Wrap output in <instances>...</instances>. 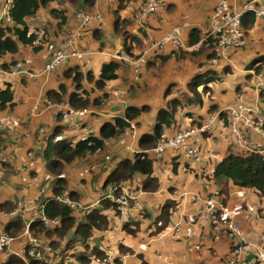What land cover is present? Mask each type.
I'll list each match as a JSON object with an SVG mask.
<instances>
[{
    "label": "crops",
    "instance_id": "obj_1",
    "mask_svg": "<svg viewBox=\"0 0 264 264\" xmlns=\"http://www.w3.org/2000/svg\"><path fill=\"white\" fill-rule=\"evenodd\" d=\"M7 1V0H4ZM72 0H69L70 2V8L73 10L68 15V12L64 11V16L66 17L65 23L58 22L57 28L55 27L51 32H45L46 35L44 38H41V32L35 31L33 28H31L32 31H35L40 36V41L36 43L34 46H20V50L15 55H10L7 57V61L9 64L15 63V67L19 63H28L31 67H33L37 73V76L33 79L29 78H21L19 76L11 75V71H13V68L11 67L10 70H3L0 68V89H4L6 84H11L12 91L14 94V102L16 103V106L14 108H7L4 111H0V121L4 120L5 123H7V128L0 133V146H4L6 154L9 156V158L12 159L11 155L13 154L14 157L19 156V158H22V164H27V162L30 160V157L28 153L30 150H32L35 153L36 160H40L41 155L44 154L46 147L41 150V146L44 147V144L46 143V140H43V137L37 138V143L35 144L31 139H26L24 149L21 151H17L13 148V146L10 144V140L13 138V135H15L18 130H21L20 128L23 127L25 124L29 123L31 125V128L27 131V134L32 133L35 130H38L40 127H46V132L48 128H51L52 133H54L52 136H49L48 140L53 139L55 140L58 134V131L60 130L61 125H69L72 122L67 123L64 118L63 114H60L59 116H56L55 114V108L54 106L57 104H66L71 106L69 103V97L73 94L78 92V85L73 80L72 77H68L66 74L73 69L78 68L79 72L82 74V80H81V90L79 92L82 93L84 98H88L91 103H93L97 99H102L104 96H108L110 98L108 104H101L99 106L95 107H101V106H107L105 110L100 112L98 115L101 119H96L94 116L89 117V114L91 111L88 110V114L86 117H84L81 120V126L78 128L82 129V134H79L82 139L86 138L90 133L92 134H98L100 128L102 125H104L106 122H113L116 118H123L125 116L126 110L130 107L133 108H142V107H149L147 105L146 101L142 100V106L136 107V106H128L125 107V98L127 95L126 88H120L119 82L120 77L122 74H124L126 71V68H123V64H129L125 61V58L127 57L130 60V56H137L140 55L141 52H143L145 49H148L151 47L155 42H158L160 40H163L166 36L169 35V33L173 29H178L179 37L182 39V35L185 34L186 39H182L184 43V48L181 50L174 51L172 53L173 48L171 47V44H167L165 46L162 60L159 62L160 68L165 69V65L169 62H183V60H189V66L194 68L193 70H190V80H193L189 83L194 84V79L197 77L195 74H197V67L202 64V61H196L198 58H205V60L212 59L213 64H218V60L221 58V56L213 55L212 49L210 44L206 43V33L207 29L209 27V20L210 17L215 9V7L218 4V1L214 3V0H163V3L161 5L160 11L156 14L152 15L145 23L144 26H140L137 18L139 9L143 5L144 0H127V3H123V5L119 4L118 1L114 0L112 8H107L105 5V0H95L94 7H91V13L94 11H98L102 14L104 18V25H99L97 23H94L91 26V29L86 34V37L81 42V49L85 51L86 56L83 60H79L76 58H70L67 59L64 62V65L61 66L56 72L51 74H46L43 72V69L45 68L46 61L42 58V49L44 48L45 44L48 42L55 41L57 39V35L60 34L63 31H73L76 29L79 25V22L76 18V14L82 10L87 9L86 6H89V3L86 2V0H73V2L76 3L74 5ZM230 3L239 10L240 8L242 11L245 10H251L254 9L251 6L255 3V0H246L242 3V5H239L238 0H229ZM234 1V2H233ZM80 4V5H79ZM96 9V10H94ZM99 9V10H98ZM256 9V8H255ZM59 11V10H58ZM62 12V11H60ZM249 11H246L247 13ZM120 18V31L115 29V23L116 18ZM262 17L256 16L255 23L253 25V28L249 30L247 34V38L250 34V32L254 29L255 24H257V20ZM264 19V18H263ZM95 30H98V32L93 33ZM190 30V31H188ZM127 33L126 36L123 34ZM44 32H42V35ZM197 37L198 41L194 44L191 43L192 37ZM43 39V40H42ZM248 41V40H247ZM42 42V43H41ZM251 45L255 46L256 54L260 53L261 46L259 45V40L251 41ZM248 45V44H247ZM126 47L129 49L130 54L126 51ZM247 47V46H246ZM245 47V48H246ZM258 47V48H257ZM35 48H39L36 50ZM244 48V49H245ZM217 46H216V52H217ZM232 55V53H229L226 57H222L223 59H226L229 61V57ZM86 58V59H85ZM221 58V59H222ZM217 60V62H214V60ZM136 60V59H135ZM112 62H115L119 64V68L117 70V79L108 82L105 87L102 89L97 87V81L100 79V74L102 71V68L105 65H108ZM197 64V65H196ZM250 66V65H249ZM249 66L246 67V71H249L251 75H253L255 78L259 75H263L261 72V68L259 69V72H256L255 69L249 68ZM14 67V69H15ZM132 67V68H131ZM131 67L128 69H133L134 77L135 75V68L131 64ZM229 70L228 67L225 68V71ZM177 71V70H173ZM180 73H182L184 70L181 68L178 69ZM125 72V73H124ZM141 77V76H140ZM139 77V78H140ZM136 79L137 81L139 80ZM217 77H211L205 84V86L199 90L200 85L195 89L191 88L190 93L185 94V97L188 99H191L190 104L187 103V101L181 105V108L179 109V115L177 116V125L178 128L172 127L170 129H167L164 133L171 135L175 133L179 128L185 129V128H191V127H199L203 122H206L207 120L212 119L213 123L218 120V125L216 131L218 133H221L223 130L228 129V135L232 137L231 131L229 130V126L226 125L225 119L223 118L222 114L225 112H228L227 110L232 108V105H226L221 108L215 103L206 104L205 103V97H208L212 99V88L210 86V82H213L216 80ZM61 87H64L66 90V93L64 95V100L62 102H51L48 98L49 92H57V94H61ZM93 90V91H92ZM115 91L123 92V96H118L115 94ZM197 91V93H195ZM237 101L240 96H244V98L249 103V97L245 92H241L237 90ZM197 96H201L202 102L199 103L197 101ZM108 98V99H109ZM146 99H154V108H153V119L155 120L154 123H151L149 118L146 116L140 117L137 121L133 122L135 125L141 124V122L144 123V131L141 132V135L144 134H150L153 132L154 127L157 123L158 114L161 110L166 109L171 101L173 99H176L175 97L172 98L169 101H166V98H164L162 95H155L150 92V94L146 95ZM186 98V99H187ZM105 100V99H103ZM181 100V99H180ZM260 100H264V92H262V88L258 87L255 90V100L254 102L259 103ZM108 101V100H107ZM47 103H50L48 105ZM166 103V105H165ZM115 104H123L124 107H117ZM94 105H91L92 107ZM72 107V106H71ZM253 107V106H252ZM123 109L124 112H120L121 109ZM255 109L254 113V119L261 124L259 128L253 129L250 133V143L253 144L255 147L258 148H264V113L261 114V103H259V107H253ZM75 109V108H74ZM157 111H154V110ZM77 110V109H76ZM206 112L207 115L202 117L201 113ZM148 113V112H147ZM151 114V113H150ZM197 116V118H195ZM105 118L106 120H102ZM197 119V120H196ZM110 120V121H109ZM138 122V123H137ZM212 123V124H213ZM73 125V124H71ZM74 128H77L74 126ZM94 129V130H93ZM93 130V131H92ZM72 136L77 135L74 130H69ZM23 132V131H22ZM25 132V129H24ZM51 133V134H52ZM55 135V136H54ZM83 135V136H82ZM210 133L203 134L198 142V145L200 146V149L204 147L207 143H214L217 140V137L213 140H210L209 137ZM80 139V140H82ZM43 140V141H42ZM47 140V141H48ZM59 141V140H58ZM112 141V140H111ZM233 142H227L224 140H221V144L218 145L216 148V152L214 155H212L213 163L210 167H207L206 165L202 164H196V166L192 167L189 164H185V166L188 168V170H191L196 174L198 179L195 180L193 184L190 186V190L183 191V193L175 196L174 195V189H170L166 191V197L163 198V205L160 208L161 214L154 215L152 219L147 218V214L145 216V213H143V216L141 215V220H138L136 218L135 220L129 221L130 224H139L140 228H143V230L137 232L135 235L136 238H133V236L124 235V232L121 231L119 233H116L119 227V221L118 218H114L113 213L111 211H108L106 214L109 215V219L112 221L111 226L106 231H99L98 236L104 237L102 242H99V246L95 244V247L102 250L107 251V249L111 250L112 245L116 241H120L119 245H124L127 247L132 248L134 251L133 254H124L127 256H122L121 253L118 250L115 252H111L113 255H115V258L113 256V264L115 262H121L118 260L120 258L121 260L124 259V264H141L140 256L142 255L144 257V260L147 261L149 264H213V261L217 259V262L220 260L221 264H225V260H227L225 257H220V253L230 254V242L226 236H222V239L220 241H215L213 239V231L211 228V225L208 223H205L207 225L201 224V220L198 219L200 216V212L203 209V206L201 204H196L194 200L190 196L195 198V196H202L203 198H206L208 194H214L219 193L220 198L225 201L229 207L233 208L234 206L238 204H242V209L238 212V218L237 221L239 225L242 228L244 238H245V244H244V253L243 257H245L247 260H251V257L253 253H255L257 249L261 246V243H256V238H259L260 236L264 235V203L262 205L258 204L257 209L254 208V210H257L256 216H258L259 222H256V224L249 225L250 217L246 214L242 217H239L244 211H248L250 207V203L254 202L251 201H241L239 199L233 198V194L231 192L232 186L234 184L229 183L228 185V194L222 192V186L226 183V180L224 181H216L215 179H210L213 175V172L215 171V168L217 165L222 161L223 158L227 157L229 154L233 153L236 155H243L246 152L242 150L236 143V140L233 139ZM59 142H70V140H62ZM137 149L136 152H138V144L135 147ZM237 150L238 153H236ZM132 156L124 155L121 153L120 158L118 157V160L115 162L114 165H112V168L109 170V172L104 176V182L106 181L107 177L115 170V168L119 165L120 162H122L124 159H130L134 160V154H131ZM150 158L153 160V169L154 173L152 175L153 178L157 179L159 183V188L157 191H144V183L147 177L144 176L141 182V186L134 187V184L132 183L133 178L127 182H123L125 185H129L128 189L134 192L135 196H140L139 190H142L143 192L147 194H155L160 193V178L155 173L154 168V161L160 160L163 157L169 158V160L173 164V171L177 170L178 167V156L175 152H168L166 153L162 158H156L153 152L149 153ZM184 159H190V158H184ZM193 159V158H191ZM35 160V161H36ZM42 163H45L44 160H40V162H36V168L35 170H32V173H38L40 171L39 169L42 167ZM206 164V163H205ZM19 165V166H21ZM199 166V167H198ZM6 168L3 171V174L1 178L6 181L8 178H10V175L13 173H16L15 171V164H11V166H5ZM212 167V169H210ZM197 169L198 171H195ZM22 177V176H20ZM199 178H202L204 180L200 185H197V181H199ZM132 184V185H131ZM109 192L108 187H103L102 189H107ZM15 186L10 183L9 181H6L5 184L0 185V203L9 201L13 204H15L20 198L27 197V199L34 198V196L29 197L28 194L34 195L35 192L26 190L25 193H23V196H17L15 191ZM256 196L262 200L264 196H262L259 192L252 189ZM71 191V189H70ZM76 191V190H72ZM30 192V193H29ZM107 192V193H108ZM106 193V194H107ZM80 194V193H79ZM104 194V195H106ZM81 195V194H80ZM102 195L101 198L104 196ZM251 197V196H250ZM250 197L247 198L250 199ZM82 204L93 206L99 199H95L93 202H89L88 204L84 203V200L87 198H83ZM140 200V199H139ZM261 203L263 201H260ZM141 203V202H140ZM97 205H94L91 208H95ZM247 207V208H246ZM165 208H169L168 214H169V222L167 224V227H172L175 223H180L181 225L188 226V222L192 221L195 222V225H198L194 228V238L193 241L197 245L201 246V251L197 252H189L188 246H187V254H181L178 251V248L173 244V242L165 243L163 242V235L157 238H153V231H157V226L155 224L156 220L163 215V210ZM146 213L151 214L149 211L144 210ZM163 211V212H162ZM89 212V211H88ZM152 215V214H151ZM24 216V222L26 223V228L24 229L23 233L19 235V237L13 239L11 242V252L6 256L5 260L4 258L0 259V264H3L6 262L9 256L13 254H18V251H21L22 245L24 249V254L27 246L31 245L30 243L25 245L24 243L21 244L19 240L26 238H23L24 234H30V237L36 240H40V242L46 243L47 240H49V246L51 247L50 243L52 241H57L53 236L52 240L46 237H34L29 232V225L32 223L31 218L29 216ZM16 217H10V216H3L0 215V223L2 220L6 221V225L4 227V230L2 229L0 225V234H5V228L7 225L14 220ZM243 219V222L241 220ZM144 220L147 222V226L143 225ZM126 222V223H129ZM247 223L248 226L243 229V224ZM164 228V230H165ZM185 228V227H183ZM148 231L150 239L146 240V238L143 236L141 238H138V236L143 232ZM212 231V232H211ZM116 233V234H115ZM71 234V233H70ZM69 234V235H70ZM113 234V235H112ZM121 234V236H120ZM161 234V233H159ZM67 235L66 237H68ZM73 235V234H72ZM184 237L185 234L183 233ZM72 239V238H71ZM70 239V240H71ZM250 239V240H249ZM43 240V241H42ZM261 240V238H260ZM185 241V240H184ZM254 241V243H253ZM156 242V244H154ZM139 243V245H137ZM188 245V244H187ZM43 248V247H42ZM23 251V250H22ZM21 251V252H22ZM16 252V253H14ZM109 252V251H108ZM1 255V254H0ZM47 255V253H46ZM20 257H24V255H18ZM139 256V259L137 258ZM48 257L49 264H52L53 259ZM208 257H211V260L207 262ZM55 258V257H54ZM56 259V258H55Z\"/></svg>",
    "mask_w": 264,
    "mask_h": 264
},
{
    "label": "rangeland",
    "instance_id": "obj_2",
    "mask_svg": "<svg viewBox=\"0 0 264 264\" xmlns=\"http://www.w3.org/2000/svg\"><path fill=\"white\" fill-rule=\"evenodd\" d=\"M12 1V0H10ZM114 0H105V5L107 8H112L111 6L113 5ZM118 1V5L120 3V0ZM129 1V0H128ZM217 0H214L213 2L216 3ZM246 0H238L239 5H242L243 2ZM7 1L1 0V4H5ZM74 5H76L73 0L71 1ZM115 2V1H114ZM234 2V1H233ZM123 3H127V0H125ZM80 5V4H79ZM252 8L256 9H262L264 10V0H255V3L251 6ZM70 8V2L69 0H56L46 7H43L36 15L32 17H28L26 19V23L30 28H33L37 32H41V38H44L46 35V31L49 33H52V30L58 26V22H61L63 20V17L58 14L57 16L54 15L53 10H59V11H67L68 15L73 12V10L69 9ZM87 9H82L78 10L83 13H91L90 5L86 6ZM96 10V9H94ZM99 10V9H98ZM239 11H242L240 8ZM101 12V11H100ZM79 13V12H78ZM78 19V18H75ZM257 24H255L254 29L250 32L248 38H247V47L241 48V49H236L233 50L231 53L232 55L229 57V61L226 59H219L218 64H213L212 59L205 60V58H198L196 61H202V64L197 67V74H195L197 77L194 79V84L189 83L193 80L189 79L190 75V70H193L194 68L189 66V60H183V62H169L165 65V69L160 68V61L162 60V56H154L151 55L147 58L146 63L143 65L142 68V74L139 80L137 81L134 77L133 74V69H128L131 67V64H123V68L128 71H126L125 76L122 74L120 77V82L119 86L120 88H126L127 90V95L125 98V107L127 108L128 106H136V107H141L142 106V100L147 102L146 104L150 106V111L146 113L144 116L149 118L151 123H154L153 115L156 113H153V108H154V99H146V95L153 93L156 97V95H162L164 98H166V101L171 100L172 98H178L183 101L186 100L187 97H185V94L190 93L191 88L194 89L197 85H200L199 90H201L206 82L211 78V77H217L216 80L213 82H210V86L212 88V99L205 97V103L210 104V103H215L219 106V108L226 106V105H232L235 106L237 103V90L241 92H245L248 97H249V104L253 107H259V103H261V114L262 112L264 113V100H260L259 103L254 102L255 100V90L257 88V80L256 78L251 75L249 71H246V67L251 65L252 63H256L259 60V67L261 68V72L264 75V19L260 18L257 20ZM75 30V29H74ZM71 31V30H70ZM190 31V30H188ZM42 32L44 34L42 35ZM64 32L63 31L60 34L57 35V39L59 35H62ZM127 35V33H126ZM182 39H186L185 34L182 35ZM247 37V36H246ZM207 33H206V39H207ZM254 40H259V45L258 47L261 48L260 53L256 54V48L255 46L251 45V41ZM257 47V48H258ZM174 50H172L173 53ZM142 53L137 56L136 60L140 59L142 56ZM86 59V58H85ZM64 64H62L63 66ZM197 65V64H196ZM228 67L229 70L225 71V68ZM132 68V67H131ZM181 68L184 70L182 73L178 71V69ZM173 70H177L176 72ZM58 72V71H57ZM93 91V90H92ZM105 97V101L103 104H108L110 98ZM108 100V101H107ZM108 102V103H107ZM50 105V103H47ZM117 107H124L123 104H115ZM166 105V103H165ZM107 106H101V107H88L91 111L89 114V117H95L96 119H101L99 117V113L105 110ZM74 109V108H73ZM86 109V110H87ZM124 108L121 109L120 112L123 111ZM78 110H84V109H78ZM154 111H157L156 109ZM151 113V114H150ZM202 117L206 116V112L201 113ZM264 117V116H263ZM197 118V116L195 117ZM198 119V118H197ZM196 119V120H197ZM102 120H106L103 118ZM110 121V120H109ZM69 123V122H67ZM133 123V122H132ZM73 124V125H71ZM69 124V125H61L60 130L58 131L57 137L55 140H53V144H56L59 141H64V140H70L72 144H75L77 141L82 139L79 134H82V129L81 128H74V121ZM82 124V123H81ZM7 123H5V126ZM218 125V120L215 121L212 124V130L210 132L209 139L213 140L217 137V140L220 141H215L214 143H207L204 145L203 149L201 147V153L199 158L196 159H184V157H180L178 160V167L177 170L173 171V164L167 157H163L160 160H155L154 161V168H155V173L158 175L160 178V193H155V194H147L143 192L142 190H139L140 196V202H141V211H142V216L143 213L148 215L147 218L152 219L154 215L161 214L159 211L161 206L163 205L162 201L163 198L166 197V191L170 189H174V195L177 196L183 191H188L190 190L191 184L195 182L198 177L194 172L191 170H188V168L185 166V164H189L192 167L196 166V164H202L206 165L207 167H210L213 163L214 160H212V155L215 154L216 148L218 147L219 144H221V140H224L227 142H233L232 137L228 135V129L223 130L221 133H218L216 131ZM76 126V125H75ZM31 128V125L29 123L25 124L23 127H21V130H18V132L13 135V138L10 140V144L13 146V148L17 151H21L24 149L25 146V141L26 139H31L35 144L37 143V138L38 137H43V140H46V143L44 144V147L41 146V150H43L45 147L46 149L48 148L49 141L48 138L49 136H52L54 133H52V130L50 131L51 128L46 130V127L42 126L38 128V130L33 131L32 133L27 134V131ZM25 129V132H24ZM145 129L144 123L141 122V124L136 125V138H134L132 135L129 137H122V138H114L112 141H109L105 147V149L95 155H87L83 159H79L74 161L72 164H65V168L63 170V175L66 177L67 180V190L66 193H64L63 196H67L69 198V190H76L75 192L79 195V198L75 200L74 202L77 201V203L81 204V208H76L73 210V215L76 218L77 223H79L83 218H85L86 214L88 211L92 210V208H89L88 205L82 204L81 202L83 199L84 203L88 204L89 202H93L95 199L101 198L102 195L106 194L108 192V188L102 189L103 184H104V176L109 172V170L112 168V165L115 164V162L118 160V157L120 158L121 153L124 155L132 156L131 154H135L137 149L135 148L138 144V137L141 132H143ZM69 130H74L77 135L72 136ZM94 130V129H93ZM92 130V131H93ZM23 131V132H22ZM52 133V134H51ZM92 134V133H90ZM55 136V135H54ZM42 140V141H43ZM48 140V141H47ZM59 140V141H58ZM63 144V143H60ZM126 146L129 147V149H126ZM45 149V150H46ZM236 153H238L237 150ZM29 153H35L30 150ZM7 155V154H6ZM12 159L9 158L7 155V161L6 164L11 166V164L15 165H21L22 163V158H19V156L14 157V155H11ZM34 157V156H33ZM42 158V156H41ZM36 159V157H35ZM40 160H44L43 158ZM40 160L35 161V166L36 162H40ZM206 163V164H205ZM42 167L39 169L38 173H33L36 176H33L32 171L30 169V174L33 177H36V181H33L34 186L30 184H25L22 180V177H20L19 174L13 173L10 175V178H8L6 181H9L15 186V193L17 196H23L26 190L30 188L32 192H35L34 195L28 194L29 197L34 196L33 200H36L38 198V206L40 207L42 203V198L47 199L48 195L43 194L44 190L45 193L47 192L48 189H52L53 184L55 182L54 176H51L52 174L49 173L46 163L41 162ZM7 166V165H6ZM92 167L95 168V170L92 169ZM199 167V166H198ZM6 167H4L5 169ZM36 167H34L35 170ZM4 169L0 172V185L5 184L6 181H4L1 176L3 174ZM88 169L87 177L85 179H81L79 174L82 170ZM212 169V167L210 168ZM195 171H198L195 169ZM144 178L143 175L141 174H136L133 178L132 183L134 184V187L136 186H141L142 179ZM204 180L202 178H199V181H197V185H200ZM124 186L129 187V185H125L122 183ZM121 185V184H120ZM132 185V184H131ZM32 187V188H31ZM29 191V190H28ZM233 194V198L239 199L241 201H251L253 200L254 202L250 203L249 210L244 211L243 213H240L241 215L239 217H242L244 215H248L250 217V222L249 225L251 224H256V222H259L260 220L258 219V216H256L257 210V205L260 204L262 205L264 203V197L260 199L256 196L254 191L249 188H243L240 186H232L231 190ZM81 195H80V194ZM251 196V197H250ZM193 199L192 196H190ZM200 197H202L200 195ZM250 197V199L247 200V198ZM23 199H26L27 197H22ZM203 198V197H202ZM19 201V200H18ZM17 201V202H18ZM72 201V200H71ZM260 201H263L262 203ZM35 207V206H34ZM247 208V207H246ZM144 210L149 211L151 214L146 213ZM140 211V212H141ZM114 212V210H113ZM140 212L137 215L138 220H141V214ZM35 211H33L30 207L29 210L24 212L23 215L25 217L29 216L31 219L35 215ZM153 216V217H152ZM161 215L160 217H162ZM159 217V218H160ZM119 221L118 222L120 225L117 228V232L119 233L121 231L124 232V235H127V232L124 230V226L127 225L126 222L122 221L119 216H118ZM201 224H205L204 220L201 221ZM243 222V219L241 220ZM195 222H188V226L181 225L180 223H175L172 225V227H167L165 230L161 232V234L155 233L153 231V238L159 239L161 235H163V242L168 243V242H173V244L178 248V251L181 254H187V246L189 252H199L201 251V246L197 245L194 243L193 238H194V228L198 225H195ZM2 229L4 230V227L6 225V221L2 220L0 223ZM143 225L147 226V222L144 220ZM248 226L247 223L243 224V229ZM185 227V228H183ZM214 227H217L219 232L221 234H224L223 226L220 225H215ZM134 230H136V226L132 225ZM143 230V228H140V231ZM216 231L215 229L213 230ZM211 231V232H212ZM115 233V234H116ZM183 233L185 234L186 237H184ZM71 234L62 239L59 237H54L57 242H58V248L55 249L54 247L49 246V240H47V244L40 242V240H36L30 237V234H24L23 238H26V240L21 239L19 242L21 244H31L34 246V250L37 247H41V249L44 250V255L45 257L49 256L50 260L51 258L53 259L52 264H59L62 260H65L66 264H81L80 262L76 261V256L78 255H87L90 253V250L92 248H95V244L99 246V242H102L104 237L98 236L99 230H93L92 235L84 241V238L82 236H77L74 238V236ZM113 235V234H112ZM2 235H0L1 238ZM6 236V235H4ZM121 236V234H120ZM131 236V235H129ZM145 237L146 240L150 239L148 235V231H143L138 238ZM7 237V236H6ZM81 237V238H80ZM137 236H133V238H136ZM73 238L71 242L70 239ZM261 236L259 238H256V243L259 244L261 243L260 240ZM50 240L52 238L49 237ZM185 240V241H184ZM250 240V239H249ZM13 241V240H11ZM43 241V240H42ZM119 243L120 241H116L111 248V250L107 249L105 251V256L107 258L113 255L111 252H115L118 250L119 254ZM254 243V241H253ZM156 244V242L154 243ZM188 244V245H187ZM3 241L0 239V247H2ZM139 245V243H137ZM43 247V248H42ZM88 247V248H86ZM23 250V251H22ZM11 243L2 251L0 250V259L6 258L5 255L9 254L11 252ZM22 251V252H21ZM21 251H18L16 255H24V249L23 245L21 248ZM109 251V252H108ZM16 253V252H14ZM47 253V255H46ZM121 254V252H120ZM122 256H127L124 254H121ZM92 256V255H91ZM220 257H225L226 259H231L234 256L231 254L225 253H220ZM56 259H55V258ZM139 259V256L137 257ZM255 258V253H253L251 260ZM100 258L98 256L93 255L91 257V260L88 264H101V262H98ZM121 262H115V264H124V259L118 258ZM211 260V257H208L207 262ZM114 262H105V264H113ZM210 263V262H209ZM84 264V263H82ZM183 264H186L183 262ZM213 264H221V261L219 260L217 262V259L213 261Z\"/></svg>",
    "mask_w": 264,
    "mask_h": 264
},
{
    "label": "trees",
    "instance_id": "obj_3",
    "mask_svg": "<svg viewBox=\"0 0 264 264\" xmlns=\"http://www.w3.org/2000/svg\"><path fill=\"white\" fill-rule=\"evenodd\" d=\"M56 0H13L10 7V16L12 18V24L8 26H0V68L3 70H10L12 67L14 69L15 63L9 64L7 57L10 55H15L19 52L20 46H34L40 41V36L37 32L32 31L27 25L26 19L36 15L43 7H46L50 3ZM125 0H120L121 5ZM91 7H94L95 0H86ZM146 0L143 1V4ZM54 15L60 14L63 17V22L65 23L66 17L64 12L58 10H53ZM256 20V14L254 12H247L242 17V28L247 36L250 29ZM120 18H116L115 29L120 31ZM98 32L95 30L93 33ZM126 36V33L123 34ZM43 40V39H42ZM198 41L197 37H192L191 43L194 44ZM42 43V42H41ZM206 43L210 44L213 55H217L216 52V41L213 38H207ZM38 50L39 48H35ZM126 51L130 54L129 49L126 47ZM139 56V55H137ZM137 56H130L131 59H136ZM260 63L259 60L256 63H252L249 68L255 69L259 72ZM119 64L112 62L105 65L102 68L100 79L97 81V87L102 89L106 86L108 82L117 79V70ZM68 77H72L73 80L78 85V92L73 93L69 97V103L75 109H87L91 105L99 106L105 100L104 96L102 99H97L93 103L90 102L88 98H84L81 90V80L82 74L79 69L70 70L67 74ZM11 84H6L4 89H0V111H4L7 108H14L16 103L14 102V94L11 89ZM198 85L195 87V89ZM61 94L57 92H49L48 98L51 102H62L64 100V95L66 90L61 87ZM197 93V91L195 92ZM187 103L190 104L191 99H186L185 101L178 98L173 99L170 105L161 110L158 114L157 123L154 130L150 134L139 135L138 137V152L134 154V160L124 159L115 170L107 177L104 182V187L108 186H119L123 182L131 180L136 174H141L146 178L144 183V191H157L159 188V183L157 179L153 178V160L150 158L149 153L156 147L158 140L164 134L167 129L172 127L178 128L177 116L179 115V109L181 105ZM197 101L202 102L201 96H197ZM149 112V107L133 108L130 107L126 110L125 116L123 118H116L113 122H106L100 128L98 134H89L86 138L77 141L75 144L71 142H57L53 144V139H50L48 148L45 150L44 154L41 155L46 163V167L51 176H54L55 182L53 187L48 194L47 199L42 198L41 212L50 220L56 218L60 219V225L54 228H46L44 222L40 220H35L29 225V232L36 238L46 237L52 238L54 235L59 238H66L71 232H73L74 238L77 236H82L84 241L92 235V231H106L110 228L112 222L109 219V215L106 213L111 211L114 218H118V206L112 203L110 200L102 201L97 207L92 208L85 218L77 223L75 216L73 215V210L69 205L63 204L59 199L66 193L67 190V180L63 175V170L65 164H72L74 161L83 159L87 155H95L103 151L109 141L114 138H118L123 135L125 131L130 128L132 122L137 121L144 114ZM228 112L222 114L225 119V123L229 126ZM138 123V122H137ZM182 129V128H181ZM180 130V128H179ZM178 131V130H177ZM63 143V144H60ZM182 157L181 155L178 158ZM33 176H36L33 174ZM210 179H215L216 181H224L226 183L222 186V192L228 194V185L232 183L236 186L243 188L254 189L264 196V155L257 153H245L243 155L229 154L227 157L223 158L222 161L217 165L213 175ZM69 198L75 201L79 198V195L75 191L69 190ZM77 202V201H76ZM18 207L17 202L15 204L5 201L0 203V212L5 214H11ZM114 210V212H113ZM169 208H165L163 216L158 218L155 222L157 226L156 233H161L169 222ZM127 223L124 226V230L128 235H135L139 232V224ZM132 225L136 226L134 230ZM26 228V223L24 222V216L21 214L12 220L5 228V235L10 239H15L23 233ZM81 238V237H80ZM73 238L69 241L71 242ZM51 247L57 249L58 242L52 241L50 243ZM88 248V247H86ZM119 251L123 254H133L132 248L119 245ZM38 252L44 253L41 247H37L34 250L33 245L27 246L25 250L24 257L18 255H11L8 257L3 264H49L48 257L39 258L36 256ZM105 251L98 248H92L90 253L87 255L76 256V261L81 264H88L93 255L102 258L105 256ZM92 255V256H91ZM141 264H149L144 260V257L140 256ZM59 264H66L65 260H62Z\"/></svg>",
    "mask_w": 264,
    "mask_h": 264
},
{
    "label": "built area",
    "instance_id": "obj_4",
    "mask_svg": "<svg viewBox=\"0 0 264 264\" xmlns=\"http://www.w3.org/2000/svg\"><path fill=\"white\" fill-rule=\"evenodd\" d=\"M13 1V0H12ZM12 1L8 0L5 4H1L0 0V26H8L12 24V18L10 16V7ZM163 0H146V2L139 9L138 22L140 26H144L146 21L154 14L160 11ZM254 12L256 16L264 18V10L251 9L245 11L237 10L229 0H219L215 7L210 20L209 27L207 29V37L213 38L216 41L217 56L226 57L233 50L245 48L247 46V37L242 28V17L245 12ZM79 25L73 31L64 32L59 35L58 39L45 44L42 49V58L46 61L43 72L51 74L56 72L67 59L76 58L83 60L86 56L85 51L81 49V42L86 37V34L91 29L94 23L104 25V18L98 11L92 13L79 12L76 14ZM171 44L174 51L184 48V43L179 37L178 29H173L168 36L163 40L155 42L151 47L145 49L142 53V57L138 60H130L127 57L125 61L132 64L135 68V75L138 79L142 74L143 65L146 63L147 58L151 55L158 56L163 54L165 46ZM173 51V52H174ZM214 62H217L215 59ZM11 75L19 76L21 78L33 79L37 76V73L33 67L28 63H19L11 71ZM259 88H262L264 92V77L259 75L256 77ZM118 96H123V92L115 91ZM56 116L63 114V118L66 122H73L75 127L81 126V120L87 116L88 110H76L73 107L66 104H57L54 106ZM229 117V130L237 145L246 153H257L264 155V148L255 147L250 143V133L253 129L259 128L261 124L254 119L255 109L247 102L244 96H240L235 106L228 109ZM213 120H207L203 122L199 127H191L180 129L175 133L168 135L164 133L158 140L156 147L151 151L156 158H162L168 152H175L177 156L181 155L184 158H199L201 149L198 145L200 137L205 133H210L212 130ZM7 126L5 121H0V133L3 132ZM132 135L136 138V125L131 123L125 133L118 137H129ZM126 149L129 147L126 146ZM30 160L27 164L21 166L15 165V171L22 176L23 182L27 185H32L36 181V177L30 174L35 167V155L28 153ZM34 156V157H33ZM7 155L4 146H0V172L4 169L7 161ZM95 170L94 167H92ZM34 173V172H33ZM32 173V174H33ZM88 169L82 170L79 174L81 179L87 177ZM37 182V181H36ZM34 186V184L32 185ZM32 188V187H31ZM30 191L31 189L28 188ZM51 189H48L43 194L48 195ZM38 198L36 200L20 198L17 202L18 207L11 214H5L0 212V215L17 217L23 215L24 212L29 210V207L35 211L34 217L31 222L40 220L44 222L46 228H54L60 225V219L54 220L48 219L42 212V204L38 206ZM104 200H110L112 203L118 206V216L124 222H129L137 218L138 213L141 211V203L138 196L134 195V192L128 189L123 184L119 186H110L109 192L98 200L94 205H99ZM59 201L63 204H67L71 209L81 208L82 205L71 201L67 196H62ZM194 201L196 204L203 206L202 211L198 219L204 220L205 223L211 225L214 231L213 239L220 241L222 236H226L230 242V252L234 256L231 259L225 260V264H264V235L261 236V246L256 251V256L253 260H247L243 257L245 238L241 226L237 221L238 212L242 209V204H238L233 208L220 198L219 193L208 194L206 198L195 196ZM93 205V206H94ZM35 206V207H34ZM89 206V208L93 207ZM142 215V211L140 212ZM215 225L223 226L224 234L219 232ZM2 235L0 239L3 241L0 250H4L12 241V239ZM39 258H44V253L38 252L36 254ZM113 262V256L107 258H100L98 262L105 264V262Z\"/></svg>",
    "mask_w": 264,
    "mask_h": 264
}]
</instances>
